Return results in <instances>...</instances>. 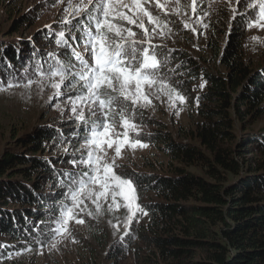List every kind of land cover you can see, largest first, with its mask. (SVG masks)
<instances>
[{"label":"trees","instance_id":"16d2710c","mask_svg":"<svg viewBox=\"0 0 264 264\" xmlns=\"http://www.w3.org/2000/svg\"><path fill=\"white\" fill-rule=\"evenodd\" d=\"M245 2L238 4L235 19L227 7L210 9L199 2L201 14L208 13L213 32L219 35L209 45L211 59L201 62L186 51L156 49L166 61L162 75L186 97L198 119L191 129H180L177 140L161 131L140 137L163 151L171 163L162 175L122 174L134 179L142 200L154 195L158 201L142 203L149 223L137 229L134 225L117 242V251H128L132 242L142 238L154 247L149 261L161 257L186 262L201 250L205 264H264V128L253 127L264 116V61L255 66L244 53L246 19L255 11L246 8ZM27 22L30 27L34 24L27 17L21 20L22 25ZM70 28L64 26L68 36ZM45 34L20 40L25 51L37 41L29 58L24 57V49H17L19 45L0 39V83L23 82V74L34 70L39 57L45 59L43 65L68 60L71 52L62 47L44 58L46 46L58 39L56 35L47 39ZM144 117L137 115L135 120L156 126ZM73 122L70 134L47 125L21 138L19 147L0 157V259L45 248L54 241L52 221L65 202L71 179L67 174L84 172L63 163L86 154L70 159L64 155L60 162L46 152L51 143H66L67 137L70 142L84 140L85 127ZM57 185L61 191L51 190Z\"/></svg>","mask_w":264,"mask_h":264},{"label":"snow or ice","instance_id":"6c2138e0","mask_svg":"<svg viewBox=\"0 0 264 264\" xmlns=\"http://www.w3.org/2000/svg\"><path fill=\"white\" fill-rule=\"evenodd\" d=\"M57 2L65 3V0ZM241 2L236 0L237 4ZM245 6L256 9L254 18L246 19L247 28L264 30V0H246ZM198 7L199 0H190L187 4L183 0H66L67 16L62 24L72 25V28L68 29V37L64 30L58 32L56 44L70 49L68 60L57 59L47 70L38 63L34 75L29 76L26 72L24 82L0 83V91L31 89L33 85L43 90L50 86L56 90L54 95L61 96L78 90L77 95H68V100L73 116L85 127L82 148L86 150V156L71 163L74 167L83 165L87 170L75 176L67 174L71 179L65 202L52 221L54 241L56 237L70 235L71 222L85 223L80 213L99 215L102 201H111L109 210L125 207L129 222L138 212L147 215L138 203L134 179L118 173L117 160L123 158L126 149L134 153L138 148L149 146L131 133L139 135L141 125L136 123L135 117L154 107L153 99L166 98L172 108L176 107L177 101L186 103V97L162 75L166 61L158 57L156 49L159 45L153 40L156 36L165 38L172 32L169 22L160 13L163 17L181 13L188 16L187 9L190 8L192 16L196 17L194 23H200L203 17L197 15ZM231 11L235 19L238 10L232 7ZM73 20H76L75 24ZM203 27L206 29L208 25L203 24ZM133 28L139 29L140 33ZM184 28L196 32L188 21H184ZM252 40L259 41V37L253 36ZM73 59L76 63H72ZM137 109L141 111L137 112ZM110 152L113 153L111 156ZM118 197L123 205L118 202ZM89 203L95 206V213L89 209Z\"/></svg>","mask_w":264,"mask_h":264},{"label":"rangeland","instance_id":"374dc122","mask_svg":"<svg viewBox=\"0 0 264 264\" xmlns=\"http://www.w3.org/2000/svg\"><path fill=\"white\" fill-rule=\"evenodd\" d=\"M200 1L207 3L208 7L209 3H212V0ZM183 2L187 4L190 3V0H183ZM65 6L66 0L65 3H59L57 0H0V39H3L4 42H14L15 46L19 45L20 47L17 49H24V57L29 58L32 50L37 48L38 43L34 41L33 47L25 51L26 48H24V44L20 40H33V37H31L33 34L40 38L49 29L51 33L46 35L47 39H51V36L57 35L61 30L66 32V29H64L65 25L62 24V21L67 16L64 10ZM215 7H227L231 11L232 7L238 8V4L236 0H215L209 8L214 9ZM153 10L154 12L158 11ZM187 11L188 16H184L181 13L179 16L169 15L163 17V14L160 13L162 18L169 22L172 32L165 38L156 36L153 43L159 45L157 51L178 49L188 52L201 62L205 61L204 59H211L209 53L212 49H210L209 45L211 40L219 38V35L213 32L214 28L211 24V19L207 18L208 15L203 16L201 14L202 11L197 9V15L203 17V19L200 23H194L196 17L192 16L190 8ZM255 12L256 9L252 13V18H254ZM231 14L233 16L232 12ZM24 17L34 23L32 27H30V22L22 25L21 20ZM184 21H188L192 27L196 28V32L193 33L190 28L185 29ZM203 24H207L208 28L205 29ZM17 28H20L18 34L15 33ZM133 30L140 33L139 29L133 28ZM253 36L259 37V41H253ZM66 37H68L67 33ZM46 42L47 40L45 39ZM223 46H225V42ZM46 49H48L47 58L50 50L53 54L60 47L57 44H52L51 46H46ZM244 53L246 58L250 59L255 66L264 61V30L258 28L247 29L244 38ZM206 65L208 66L209 64L206 63ZM27 75H34V70L32 69L31 73ZM24 78L25 75L23 74V82ZM55 91L50 86H45L41 90L37 85H33L31 89L21 87L0 91V157L7 151L19 147L21 138L36 134L41 127L53 125L62 129L65 134H70L74 131L71 124L73 121H78L70 110L71 104L68 100V95L75 96L78 94V90L61 96L54 95ZM57 104L60 105L59 108L56 107ZM153 105L154 107L143 110V115L146 117L141 119L154 120L157 123L156 126L145 125L143 120L138 122L141 127L138 136L136 133H131L134 138L141 140L140 137L161 131L167 132L173 137V140H177L180 129H191L194 123L197 122L196 110L190 108L187 101L183 104L177 101L176 107L172 108L166 98L153 99ZM140 111L137 109V112ZM85 112L87 114L86 109ZM253 127L254 129H263L264 116ZM240 135L241 133H239ZM67 139L66 143L57 144L56 146L51 143L46 154H53L56 159H61L60 162H62V158L64 159V155L69 156L68 159H70L71 157H79L81 154H86V150L82 148L85 138L77 142H70L69 137ZM142 142L149 146L144 149L138 148L134 153L126 149L123 152V158L117 160V164L120 165L117 169L119 174L133 172L143 175H162L168 171L167 167L171 163L169 157L156 148L155 145L145 141ZM112 154L111 152L109 153L110 156ZM66 162L63 165H66L65 167L70 170L78 172L87 170L83 165L74 167L72 163ZM193 171L196 172L197 170L194 169ZM42 181L43 179H40V182ZM47 187L50 189L51 184ZM56 187L58 188L54 187L51 190L61 191V185ZM138 196V203L142 206L148 196L143 200L139 194ZM154 198V195H152L148 200L158 201ZM117 200L123 205V201L119 197ZM101 203L102 210L99 215L88 216L85 213H80L85 223L80 225L71 222L69 224L70 235L56 237L55 241L45 248H39L32 252L16 253L9 258H2L0 259V264H205L201 263L203 261L201 250L195 251L191 258L184 260L186 262L164 261L161 257L154 261H149V258L153 255L154 247L145 242V240H141L142 238L132 242L128 251H117L115 248L117 242L123 239L134 225L137 229L142 224L147 225L149 221L145 219L144 214L138 212L136 217L129 222L127 219L129 213L125 207L121 206L119 210L113 207L109 210L110 200L107 203L103 201ZM88 207L95 213L94 205L89 203ZM114 225L118 227H114ZM54 242L55 247H52Z\"/></svg>","mask_w":264,"mask_h":264}]
</instances>
